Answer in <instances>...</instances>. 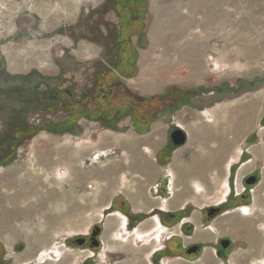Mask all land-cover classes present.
Instances as JSON below:
<instances>
[{"label":"crops","instance_id":"obj_1","mask_svg":"<svg viewBox=\"0 0 264 264\" xmlns=\"http://www.w3.org/2000/svg\"><path fill=\"white\" fill-rule=\"evenodd\" d=\"M175 6L164 8L166 19L178 20L176 15L180 14L182 31L196 27L202 30L197 40L189 42L187 60L178 61L186 63L179 66L186 72L181 80H170L162 86L161 71L165 72V65L150 66L148 81H142V90L148 93L145 96H155L147 102L149 107L125 111L112 124L78 126L74 133H83L91 154L104 157L98 162L100 166L96 163L86 168L84 178L74 164L75 181L90 186L86 196L92 197V205L99 207L98 211L106 212L101 220V253L106 254L107 260L116 259V264H206L213 255L208 246L227 235L231 238V264L264 263V124L257 115L264 108V95L238 110L236 95L203 86L205 69L222 66L225 70L233 64L218 58L208 63L204 55L215 50L211 40L235 36L238 0H183ZM115 53L118 55L119 51ZM150 57V52L141 55L145 60L138 67L136 62L135 66L123 68V75L114 67L113 71L122 78L139 76L147 71ZM169 85L184 90L188 102L174 108L173 93L162 95ZM190 85L201 86L200 91L195 93L197 88ZM175 128L185 132V142L178 146L170 139ZM7 172L0 173L6 176L4 186L12 181L20 186L0 199L1 214L23 216L33 207L31 203L23 207V199L19 201L30 194L29 176ZM252 174L256 182L244 187L245 178ZM32 177L35 181L39 178ZM31 193L39 205L43 203L37 190ZM56 193L52 189L51 197ZM7 203L13 208L4 209ZM222 204L224 207L214 218L205 217L206 209ZM52 211L51 222L63 214L57 209ZM186 229L191 230L192 237L187 236ZM190 243L203 245L202 254L191 263L182 255ZM48 248L43 247L42 251ZM54 249L57 251L52 259L57 254L61 256L58 264H65L66 259L70 264L81 253L64 246ZM32 250L30 246L21 255L24 260L33 255Z\"/></svg>","mask_w":264,"mask_h":264},{"label":"rangeland","instance_id":"obj_2","mask_svg":"<svg viewBox=\"0 0 264 264\" xmlns=\"http://www.w3.org/2000/svg\"><path fill=\"white\" fill-rule=\"evenodd\" d=\"M101 2V0H0V173L8 170L5 174L19 177L28 175L31 184L30 194L20 198L19 201L23 199V207L27 203L33 205L32 209L23 216L1 214L3 208L0 207V252L12 255L14 258L7 264L24 262L18 261L24 260L21 255L29 251L30 246L33 248V255L29 259L26 258L30 262L37 263L35 258L44 255L45 252L49 254L46 255L47 257L55 256L57 250L54 248L64 246L67 236L86 233L91 226L98 227V234L101 235L102 215H106V212L102 213L97 210L99 207L92 205V197L86 196V191H91V187L83 182H76L72 170L76 164L78 174L84 178V172L86 168L91 167V164L97 163V166H100L98 162L101 161L103 154L92 153V155L91 148L85 145L83 133H74V130L78 126L84 128L91 125H107L108 122L94 117L100 112L96 110L99 106L106 110L115 105V109L120 108L115 114L129 110L128 104L131 111L149 107V103L139 102L137 97L148 94L147 91L142 90V81H148L150 66L154 68L158 64L165 65V72L161 71L162 86L170 80L174 82L181 80L183 71L186 72V68L182 67L186 63L179 64L178 61L187 60L185 51L190 46L189 42L197 40V37L202 35L200 27L182 31L180 14L176 15L178 20L171 17L166 19L164 8L175 9V5L182 3L183 0H148V2L146 0L145 17L134 15V18H131L129 14H132L134 9L129 7V4L132 5L129 3L127 8H123V11L129 15L127 17L129 21H120L115 30H111L112 27L107 28L110 33L108 40L114 45V47L110 46L107 55L101 52L103 48L101 45L104 42L100 38L90 39L79 36L81 39L77 48L72 47L69 24L79 16L80 11L83 10L81 13L85 14L88 8L98 6ZM113 5L114 10H122L119 4ZM138 11L139 9L137 13ZM236 14V27L233 30L235 36H227L226 40L223 36L224 38L216 42L211 40L210 43L216 45L215 50L208 54L204 53L205 61L208 63L218 58L233 61V64L225 70L222 66L218 69L215 67L205 69L206 83L203 86H214L211 88L213 91L222 90L221 93L236 95L238 110H244L251 100L256 101L264 95V0H238ZM113 16L114 14L111 13L108 16L110 26L114 21ZM154 22L159 26L154 33H151ZM98 25L105 29L100 18L97 19L96 24L93 23L95 29ZM81 29L82 27L78 26V32ZM141 35L142 40L139 39ZM124 40L127 43H123ZM115 48L112 54L111 50ZM91 50H94L92 54ZM116 51H119L118 55H115ZM148 52L151 57L146 72L139 76L135 74L121 78V85H111L113 90L109 92L105 90L107 82L110 78L117 77V73L112 71L108 73L109 78L104 79L106 74L101 75L99 71L101 66L97 62L101 54L110 67L116 68V72L123 75V71L126 70L123 68L129 67L130 64L135 66L136 62L138 67L141 55ZM58 64L63 67L60 73ZM85 64L93 68L97 67L95 70L97 74H94V69L85 72L84 67H87ZM154 72L155 70L153 76ZM49 76L59 77V81L57 83L51 81L49 84L43 79H37L38 77L46 79ZM209 82L215 84L211 86ZM63 86L69 88L74 95L79 93L83 95L80 107L74 108V110L77 108L72 115L76 118V126L71 129L61 127L65 121H68L64 113L70 112V109L64 108V104H71L70 100H65L64 94H61L63 99L57 104L49 103L47 100L38 103L39 97L43 98L55 90L61 93ZM190 86L197 88L192 89L195 93L197 90L200 91L198 88L201 86ZM186 94L179 100L180 103L176 101L173 103L174 108H180L182 104L188 102ZM114 98L116 100L113 103ZM171 103L170 101L169 104ZM48 109L55 111L50 113ZM82 109L87 114L82 113ZM87 115H92L93 118ZM257 115L258 118H262L260 123L264 124V108L258 111ZM47 125L56 127H47ZM95 136L96 134L92 135L93 138ZM96 156L99 158L93 160ZM32 176L39 178L35 181ZM251 176L255 178V183L256 176L252 174L248 177ZM5 178V175H0V199L6 194L14 193L20 186L16 181L4 186ZM243 183L244 187L254 184H247L245 180ZM52 189L56 190L57 196L51 197ZM35 190L44 199L40 205L37 203V197L31 193ZM5 207L6 210L13 208L11 203H7L4 209ZM56 209L63 214L54 217L51 222L52 210ZM209 212L211 214V209ZM14 229L18 231L14 232ZM224 232L229 234L227 231ZM26 234L28 237L25 236ZM189 234L187 236L192 237V234ZM221 238L222 243L226 244L227 241L231 243L229 235ZM21 243L22 248L18 246ZM17 246L20 249H16ZM43 247L49 248L42 251ZM208 247L213 245L210 244ZM231 249L232 246L229 252ZM182 255L190 263L200 256L196 253L189 257L184 253ZM210 256L206 264H231L228 257L224 259ZM54 259L60 260L61 256L57 254ZM64 262L68 264L67 259Z\"/></svg>","mask_w":264,"mask_h":264},{"label":"flooded vegetation","instance_id":"obj_3","mask_svg":"<svg viewBox=\"0 0 264 264\" xmlns=\"http://www.w3.org/2000/svg\"><path fill=\"white\" fill-rule=\"evenodd\" d=\"M118 3L121 4H126V3H131V4H138L139 0H117ZM116 1L115 0H104L103 2L99 3L98 6H92L91 8H88L89 10L87 12H85V14L81 13L82 11L79 12V16L77 18H75L74 21H72L69 24L70 27V32H71V46L74 48H77L78 46V41L81 39L79 36L83 37V38H100L102 42H104L101 46L103 47L101 49V52L104 55H107L106 52H108V49L110 48V46L114 47L113 44H111L108 40V37L110 36V33H108V29H110V27H112L113 29L111 30H115V27L117 26V22L118 20H120V18H127L129 17V15H131V18H134V15H138L135 12H133L132 14L125 13L124 11L121 12L119 10V13L116 12V10H114V5ZM111 14H114V21L113 23H111L112 25L110 26L108 24V16H110ZM146 13V12H145ZM145 13L143 14V17H145ZM126 16V17H125ZM100 18L101 21H103V27L105 28L104 30L102 28H100V26H97V29L94 28L93 23L96 24L97 23V19ZM80 19V20H79ZM128 19V18H127ZM78 26H81L82 29L80 32H78ZM110 32V31H109ZM80 34V35H79ZM127 43V42H126ZM112 51V50H111ZM115 57V55H114ZM104 57L101 54V57H98L97 62H99L101 69H99V71L102 73L106 74L105 78H109V74L110 72H112L114 70L113 67H110L108 65V62L105 61V59H103ZM59 66V64H58ZM85 66H87V64H85ZM63 67L60 66L58 67L59 73H60V69H62ZM85 68V72H88L89 70L93 71L92 69H94V74H97L96 68H93V66H87L84 67ZM115 72V71H114ZM59 77H53V76H49L46 79L43 77H38L37 79H43L44 81L48 82L50 84L51 81H53V83H57ZM122 77L117 76L115 78L112 79V84H116V85H121L122 84ZM96 79V77L94 78ZM54 85V84H53ZM112 85V86H113ZM111 86V84H108L106 86V91H112L113 87ZM62 88V92L60 93V91L55 90L53 93L51 94H47L46 96H44L43 98L39 97V102L38 103H42L43 101L47 100L49 103L51 102L52 104H57L60 101H62V95H65V100H70L71 104H64L65 105V109H70L69 114L66 112L64 113L66 115V117H68V121L69 123L66 124H62L61 127L65 128V129H71L72 127L76 126V123H73V120H76L74 118V116H72L75 112V107H80V104L82 103V93L79 94H73L72 92H70L69 88H67L66 86L61 87ZM49 110V109H48ZM55 110H49L50 113L54 112ZM82 113L86 112L83 109L81 110ZM87 114V113H84ZM56 124V123H54ZM47 127H56L55 125H47ZM242 198L244 197V193L241 194ZM225 205V204H224ZM224 205H218V206H214V207H210L208 209H206L205 211V217L206 218H214L217 214H219L220 210L224 207ZM209 209H211V214L210 212L208 213ZM218 209V210H217ZM216 211L217 213H212ZM188 227V225H187ZM186 229V234H192L191 230ZM189 234V235H190ZM225 242L222 243V238L219 237L218 239H216V241H214L212 243L213 247V255L215 257H222V258H227L229 255V248L231 247V243H229L227 246L224 245ZM20 248H22L23 244H18V246H20ZM64 247L66 248H70V249H77L80 250V254H78L77 259L73 260V262H71L70 264H116V259L113 260H107L106 258V254L102 255L101 253V241H100V235L98 234V227H94L92 228H88L86 233H78V234H74L73 236H67L64 240ZM18 246L16 247V249H18ZM100 250V251H99ZM203 251V245L201 244H197V243H190L183 251V253L186 256H193L195 253L201 255ZM10 259L13 261V256L12 255H6V253H2L0 252V264H7L8 261H10ZM35 260L37 261V263H33L30 262V260H24V262H21V264H46L47 262H50V264H58V262L60 260H56V259H52V257H47L45 254L41 255L38 258H35ZM95 262V263H94Z\"/></svg>","mask_w":264,"mask_h":264},{"label":"trees","instance_id":"obj_4","mask_svg":"<svg viewBox=\"0 0 264 264\" xmlns=\"http://www.w3.org/2000/svg\"><path fill=\"white\" fill-rule=\"evenodd\" d=\"M116 1V3L117 4H120V3H118V1L117 0H115ZM120 6H122V7H124V8H127L126 6H128L127 5V3L126 4H121ZM129 7H131L132 9H134V12L136 13V14H138L137 16L138 17H140V18H142L143 17V14L146 12V0H139L138 1V4H136V5H134V4H132V5H129ZM137 9H139V11H138V13H137ZM119 13V12H118ZM120 21H125V22H127V21H129V19H127V18H120V20H118V22H117V24H119V22ZM139 39H143V36L141 35L140 36V38ZM127 41L126 40H124L123 41V43H126ZM108 84H111V85H113L112 84V79L110 78V80L107 82ZM107 84V85H108ZM175 87V91H173V88ZM127 91V89L125 88V92ZM128 93V92H127ZM170 93H173V100H172V102L174 103L175 101L176 102H178V103H180L179 102V100L183 97V96H185V93H184V90H182L180 87H178V86H173V85H170V86H167V88L165 89V91H164V93L162 94L163 96H165V95H168V94H170ZM187 95V94H186ZM103 97H105V96H103ZM155 96H151V97H149V96H138L137 98H138V101L139 102H145V103H147L148 101H149V99L150 98H154ZM103 99V98H102ZM172 103V104H173ZM178 103H177V105H178ZM108 107V106H107ZM109 108V112H107L106 110H104L103 108H101L100 106L96 109V110H99L100 112H99V114H97V115H95L94 117L96 118V119H102L104 122L106 121V122H108L107 124H112V122H114L117 118H118V115L120 114V113H117V114H115V112L116 111H120L119 109L120 108H117V109H115V105H112V107H108ZM128 109L129 110H126V111H130L131 110V107H130V105L128 104ZM123 112H125V111H123ZM82 115V114H81ZM89 118H93L92 117V115L91 116H89V115H87ZM76 119V118H75ZM76 121L75 120H73V123H75ZM66 123H69V121H65V123L64 124H66Z\"/></svg>","mask_w":264,"mask_h":264},{"label":"water","instance_id":"obj_5","mask_svg":"<svg viewBox=\"0 0 264 264\" xmlns=\"http://www.w3.org/2000/svg\"><path fill=\"white\" fill-rule=\"evenodd\" d=\"M170 139H171V142L173 145H175V146L181 145L185 142V132L181 128H175L170 133ZM254 181H255V178L253 176L245 179V183H247V184L254 183ZM228 243L229 242L227 241V243L224 245L226 246V245H228ZM19 247H21V245ZM18 249H20V248H18Z\"/></svg>","mask_w":264,"mask_h":264},{"label":"bare ground","instance_id":"obj_6","mask_svg":"<svg viewBox=\"0 0 264 264\" xmlns=\"http://www.w3.org/2000/svg\"><path fill=\"white\" fill-rule=\"evenodd\" d=\"M159 25H157V23L156 22H154L153 23V25H152V28H151V33H154L156 30H157V27H158ZM149 53V52H148ZM148 53H144V54H142V57H143V55H147ZM143 60H145V59H143V58H141V61H143ZM17 61H19V60H17ZM19 63H21V61L19 62ZM48 63V62H47ZM46 63V64H47ZM24 64V63H23ZM28 64V63H27ZM30 64V63H29ZM32 64V63H31ZM20 67H22V65H20ZM227 188V187H226ZM226 190V189H225ZM224 198V197H223ZM262 262V261H261ZM260 264H264V263H260Z\"/></svg>","mask_w":264,"mask_h":264}]
</instances>
